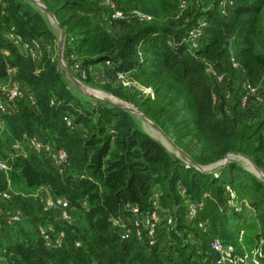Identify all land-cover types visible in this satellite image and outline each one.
<instances>
[{
	"label": "trees",
	"instance_id": "trees-1",
	"mask_svg": "<svg viewBox=\"0 0 264 264\" xmlns=\"http://www.w3.org/2000/svg\"><path fill=\"white\" fill-rule=\"evenodd\" d=\"M41 1L70 38L78 56L75 61L80 63L82 70L103 64L114 75L117 71L125 72L140 66L145 59L156 60L157 64L185 82L199 117L210 113L212 93L204 66L197 60L205 50L199 44L196 48L189 46L185 40L187 31L204 19L206 25L199 43L206 37V31L213 27L206 44L209 47L217 41L222 29L215 24L225 27L239 16H244L245 23L252 22L264 3V0H231L224 5L225 12L222 13L219 0H211L210 6L203 10H197L200 0H194L192 12H186L178 21L159 24L150 19L132 24L124 19H111L121 26L114 35L89 19L87 13L93 5L89 0ZM9 22L24 38L56 37L30 1L0 0V80L7 78L8 68H15L11 77L25 83L35 101L31 104L32 109L23 99L18 100L16 110L4 116L5 122L18 137L30 132L32 126L39 128L36 135L65 150L68 165L58 172L44 157L27 156L19 151H9L7 155L2 150L8 169L6 174L3 171L0 174L13 186L18 184L24 190L46 187L52 195L63 196L73 207L74 219L79 223L74 220L71 223L55 222V231L61 232V236L55 242L51 235L49 245L38 230L17 234L15 240L3 246L1 254L7 264H155L154 256L164 264L162 251L166 250L165 247L159 244V247L147 249L121 239L112 224V218L121 214L128 204H136L145 212L151 205L154 186L159 189V202H166L165 207L173 213L169 229H172L178 249L170 247L177 258L185 255L186 244L181 238L186 234L176 223L174 208H181L186 196L193 198L196 192L206 190L211 196L208 203H212L221 227H224L229 213L232 218L243 217L235 206L224 201V188L228 185L236 194H245L250 189L264 187V182L257 176L233 159L219 163L213 170H201L193 161L171 153L160 141L139 129L130 111L119 105L100 102L78 107L74 103L71 117L66 111L70 108L71 93L60 77L56 62L48 55L34 62L21 53L5 36L4 30ZM103 87L124 100H132L109 82ZM238 97L239 90L233 103L242 109L238 106ZM64 115L70 117L72 127L78 125L82 131H70ZM261 120L264 124V116ZM230 136V133L222 135L221 145L214 151L211 161L230 151L243 152ZM251 152L249 149L248 153ZM250 205L255 211L253 219L264 233V188L259 197L250 200ZM249 225L255 228L254 222ZM214 236L223 241L217 234L210 238ZM200 253L203 259L215 254L208 245L201 248Z\"/></svg>",
	"mask_w": 264,
	"mask_h": 264
},
{
	"label": "rangeland",
	"instance_id": "rangeland-1",
	"mask_svg": "<svg viewBox=\"0 0 264 264\" xmlns=\"http://www.w3.org/2000/svg\"><path fill=\"white\" fill-rule=\"evenodd\" d=\"M29 1L32 7L46 19L50 30L56 36L54 38L42 37L41 51L33 60L39 62L43 55H48L56 62L60 77L71 93V104L69 110H66L67 114L71 115L74 103L78 104V107H89L106 102L122 106L125 109L134 108L137 112L129 111L136 126L160 141L171 153L190 162L193 161L195 166L204 171L217 166L224 158L226 160L233 159L242 168L264 182V124L261 123L264 106H261L259 111H252L239 109L233 103L244 77L249 78L255 86L260 88L264 84V3L260 5L252 22L245 23L243 22L244 16H239L232 21L231 25L228 24L224 27L215 24L216 27L222 28L216 37L217 41L206 47L209 36H212L213 27L206 31V37L200 41L199 46L205 52L203 55L197 56V60L204 66V75L211 86L212 100L210 113L206 117H199L193 98L187 92L185 82L176 78L172 71L157 64L156 60L145 59L140 66L125 71L123 83L116 81L115 74H111L103 64L86 67L83 69V74L80 73L82 70L75 71L72 63L78 56L70 38L65 35L63 28L59 27L56 18H52L35 3L43 5L41 0ZM89 1L93 4L90 12L87 13L89 19L98 23L108 33L115 35L121 26L118 22L111 21L109 3L121 11L128 18L129 23L138 22L142 16L148 15L153 22L164 24L178 21L179 17L186 12H192L194 0H184L187 9H185L186 6L181 8L180 0ZM209 2L211 0H200L197 10L209 7ZM220 10L222 13L225 12L224 8H220ZM78 15L80 16V13ZM144 21L148 20L144 19ZM233 62L235 66L232 64ZM218 76H222L221 80L218 79ZM13 81L17 80L10 77L4 82L3 88ZM108 82L110 85L119 87L120 92L132 100H124L106 90L103 85ZM2 92V88H0V100ZM22 101L33 109L28 100ZM17 103H15L16 106ZM4 116L6 114L3 115V127L0 129V158L5 157L2 150L7 155H9V151H19L27 156L35 155L34 151L25 144V136L37 134L39 128L32 126L30 132L21 133L18 137V134L12 133V130L7 126ZM69 130L80 132L82 128L79 129L78 125H73ZM225 133L231 134L230 137L243 152L230 151L220 159L211 161L215 155L214 151L220 147L221 137ZM249 149H252L253 152L248 153ZM0 182H5L1 174ZM10 187L12 199L7 204H0V212L4 214H9L12 211L17 212L20 214L21 220L8 229H0V248L15 240L17 234L37 232L39 225L44 226L47 223L45 221L47 213L43 210L42 202L43 198L51 193L46 187L24 190L18 184L13 186L12 183H10ZM262 188L250 189L245 194H236L230 186H225L224 201L235 206L238 212L243 217L245 216V219L243 217L232 218L229 213L224 227H221L212 203H208L211 198L209 193L203 189L202 192L193 194L191 199L199 207L200 218L207 221L208 233L205 236H201L192 221L185 217V198L181 208H174L177 216L176 223L181 232L187 235L181 238V242L186 244L185 255L181 256V259L179 257L178 260L186 264H218V254H211L203 259L200 253L201 248L207 247L210 237L217 234L224 243L233 246L237 257L247 263L255 259L257 264H264V233L260 231L259 223L253 219L255 211L250 205V200L261 195ZM158 194L159 192L156 194L157 203L161 208L167 209L166 202H164L165 204L159 202ZM168 213L172 217L173 213L171 214V211ZM53 222H51L52 225L55 224ZM74 222L79 223L77 219H74ZM252 222H254L255 228L250 225L248 227V224H252ZM160 229L159 243L161 246L168 247L169 251H171L170 246L177 250L178 243L172 229L168 228V232L165 231V226ZM168 236L173 237L174 241ZM170 240L173 244L170 243ZM154 258L155 264H161L156 256ZM0 264H7L5 258L4 261H0Z\"/></svg>",
	"mask_w": 264,
	"mask_h": 264
},
{
	"label": "built area",
	"instance_id": "built-area-1",
	"mask_svg": "<svg viewBox=\"0 0 264 264\" xmlns=\"http://www.w3.org/2000/svg\"><path fill=\"white\" fill-rule=\"evenodd\" d=\"M180 6L183 9L186 6L184 0H180ZM231 0H219L220 8L223 9L226 3H230ZM111 9L110 19H124L128 20L121 11L117 10L112 3H109ZM149 20L150 16L145 15L140 18V21ZM206 25V21L201 19L197 25L189 29L186 33L185 40L189 43L190 47L195 48L199 44V38L203 32V28ZM5 36L14 44L17 49L24 55L34 59L42 48V41L39 37L24 38L16 32V28L13 23L9 22L6 26ZM108 64V61L105 62ZM235 66V63H232ZM75 71L82 70L78 61L72 63ZM15 68H8V74L13 72ZM83 74V70L80 72ZM124 72L117 71L115 73V80L124 82ZM222 76H218L221 80ZM2 96L0 100V129L3 127V115L12 113L16 110L15 103L18 100H28L31 104H34V97L32 92L27 88V85L23 82L13 81L11 84L2 88ZM239 107L244 110L259 111L260 107L264 106V84L261 88L255 86L250 79L243 78L240 84L239 90ZM52 103V102H51ZM63 119L65 123L72 127L71 119L68 115H64ZM25 144L33 151L40 153L42 157L50 161L58 170L62 172L64 167L68 165L67 155L65 150L58 145H54L50 141H44L38 135H26ZM8 169V163L6 158H0V171L6 174ZM5 182H0V204H7L12 199V190L10 187V181L8 178L4 179ZM155 197L151 196V205L145 211L142 212L136 204H128L125 206L123 212L117 217L112 218V224L117 228L119 237L124 240H129L134 243L149 249L153 246L159 247L161 229L165 226V231L172 226V217L168 213V209L161 208L157 203ZM85 204V201H83ZM43 210L47 213V222L44 226H38L39 234L44 238L46 244L51 242V235L54 236V241L58 242L61 232H56L52 221L71 223L74 220V209L68 203L63 196H56L48 194L43 198ZM166 211V213H165ZM163 212V213H162ZM185 217L192 221V224L198 230L201 236H205L208 233L207 221L200 218L199 207L197 203L191 199L190 196H186L185 201ZM21 216L19 213L12 211L9 214L0 212V229L10 228L13 224L19 222ZM51 220V221H50ZM53 222V223H54ZM79 244L78 241L75 242ZM1 247V245H0ZM208 247L211 251L218 254V264H257L255 259L247 263L242 258L235 255L234 248L231 244L224 243L219 237L214 236L210 238ZM3 248H0V261H4V257L1 252ZM168 253V254H167ZM164 264H180L177 256L168 247L163 249ZM173 256V257H172ZM174 258V259H173Z\"/></svg>",
	"mask_w": 264,
	"mask_h": 264
},
{
	"label": "crops",
	"instance_id": "crops-1",
	"mask_svg": "<svg viewBox=\"0 0 264 264\" xmlns=\"http://www.w3.org/2000/svg\"><path fill=\"white\" fill-rule=\"evenodd\" d=\"M29 1V0H28ZM42 2V1H41ZM36 4H38L39 5V7L41 8V6L40 5H42V4H39V3H37L36 2ZM3 6H4V3L2 4ZM44 5V4H43ZM45 6V5H44ZM42 9V8H41ZM2 13H3V11H2ZM7 14V13H6ZM14 72H15V70L13 71V72H10L9 74H8V76H7V78H5V79H3V80H0V88H3V86L5 85L4 84V82H6V80H8L13 74H14ZM34 153H35V155H37L38 157H40V156H42L40 153H37V152H35L34 151ZM24 155H26V154H24ZM152 192H153V197H155V195L157 194V192H159V189H158V187L157 186H154L153 187V190H152ZM156 199V198H155ZM122 213V212H121ZM171 243V242H170Z\"/></svg>",
	"mask_w": 264,
	"mask_h": 264
},
{
	"label": "water",
	"instance_id": "water-1",
	"mask_svg": "<svg viewBox=\"0 0 264 264\" xmlns=\"http://www.w3.org/2000/svg\"><path fill=\"white\" fill-rule=\"evenodd\" d=\"M40 6H41V8H42L45 12H47L52 18H54V15H53L52 13H50V12L48 11V9H47L44 5H40ZM61 30H62V29H61ZM62 33H63V30H62ZM128 110L137 112V110L134 109V108H128ZM225 161H226V158H224L223 161H222L221 163H224ZM214 168H216V166L213 167V168H211V169H208L207 171H209V170H213Z\"/></svg>",
	"mask_w": 264,
	"mask_h": 264
},
{
	"label": "bare ground",
	"instance_id": "bare-ground-1",
	"mask_svg": "<svg viewBox=\"0 0 264 264\" xmlns=\"http://www.w3.org/2000/svg\"><path fill=\"white\" fill-rule=\"evenodd\" d=\"M36 3V2H35Z\"/></svg>",
	"mask_w": 264,
	"mask_h": 264
}]
</instances>
